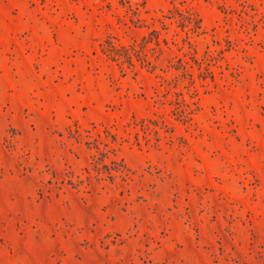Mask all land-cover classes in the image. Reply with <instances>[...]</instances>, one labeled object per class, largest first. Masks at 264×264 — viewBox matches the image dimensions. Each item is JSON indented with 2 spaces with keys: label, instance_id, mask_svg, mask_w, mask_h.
I'll use <instances>...</instances> for the list:
<instances>
[{
  "label": "rangeland",
  "instance_id": "374dc122",
  "mask_svg": "<svg viewBox=\"0 0 264 264\" xmlns=\"http://www.w3.org/2000/svg\"><path fill=\"white\" fill-rule=\"evenodd\" d=\"M0 264H264V0H0Z\"/></svg>",
  "mask_w": 264,
  "mask_h": 264
},
{
  "label": "trees",
  "instance_id": "16d2710c",
  "mask_svg": "<svg viewBox=\"0 0 264 264\" xmlns=\"http://www.w3.org/2000/svg\"><path fill=\"white\" fill-rule=\"evenodd\" d=\"M130 11H132L133 16H131L130 20L132 22H143L146 21V19L140 17V10L138 7L136 8H130ZM171 15L165 16V18L161 19H154V21L158 20L161 29H168L169 25L172 23H177V26L180 27L185 32V37L183 38V41H186L192 46L190 42V33L197 32V29L200 27V20L197 18L195 13L192 11L190 7H184L179 8L177 6H174L173 9L170 10ZM136 17V19H135ZM166 19H171V22H167ZM125 24L127 22L124 19H121ZM161 29L155 28L153 29L148 36H144L142 38L141 42H134L129 45H122L121 43H116L112 41L111 39H108L106 41V44L102 45V51L107 54L111 59L117 61L119 65L124 68V64L127 63L129 67L135 68L136 62L135 58L140 61L142 65H149V66H155L154 62L150 59L149 52H165L166 49L163 46L162 42L168 49H171L169 46V39L166 37L161 38L162 31ZM178 31L175 30V35H178ZM155 43V46L149 47V43ZM172 43L178 45L179 43L172 40ZM187 55V54H185ZM176 58L181 62L182 69H184L185 74H188L191 77L192 82H194V75L189 72V69L187 65L189 64V61L186 59L181 58L178 55H175ZM197 63H200L198 58L194 59ZM183 104L185 106H190L189 103L184 99L182 100ZM182 113L184 114L186 119L190 118V111L182 110ZM104 167H106L108 170L110 169L107 164H104ZM112 176V175H111Z\"/></svg>",
  "mask_w": 264,
  "mask_h": 264
}]
</instances>
